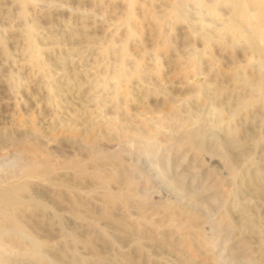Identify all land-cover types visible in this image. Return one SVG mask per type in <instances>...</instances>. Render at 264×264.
I'll list each match as a JSON object with an SVG mask.
<instances>
[{
	"label": "rangeland",
	"instance_id": "374dc122",
	"mask_svg": "<svg viewBox=\"0 0 264 264\" xmlns=\"http://www.w3.org/2000/svg\"><path fill=\"white\" fill-rule=\"evenodd\" d=\"M211 2L0 0V167L54 170L0 264H264V62Z\"/></svg>",
	"mask_w": 264,
	"mask_h": 264
},
{
	"label": "bare ground",
	"instance_id": "6f19581e",
	"mask_svg": "<svg viewBox=\"0 0 264 264\" xmlns=\"http://www.w3.org/2000/svg\"><path fill=\"white\" fill-rule=\"evenodd\" d=\"M212 2L208 6V13L210 15L216 14L219 12L218 5H226L227 6V12H228V17L225 21L221 22L220 27L217 29H212V27L208 29L210 33H208V43L211 41L213 36H216V39H223L224 37L231 36V38L235 39H242V41L245 42V44L254 52L258 53L259 57L261 58L262 62H264V0H211ZM187 3V2H186ZM221 8V7H220ZM185 0H172L170 11L173 13V15L178 19V20H186L185 16ZM169 13V12H168ZM220 14V13H219ZM168 15V14H167ZM218 15V13H217ZM225 16V15H224ZM174 17V18H175ZM129 18V12L127 14V17L124 21H127ZM126 23V22H125ZM220 23V22H219ZM189 28L192 29V26L189 25ZM211 35V36H210ZM206 38V36H204ZM207 39V38H206ZM213 40V39H212ZM230 40V39H229ZM232 40V39H231ZM239 40V39H238ZM225 41V40H224ZM240 41V40H239ZM226 42V41H225ZM241 43V42H240ZM245 45V46H246ZM28 46L32 52H34V48L32 45L31 40H28ZM246 46V47H247ZM121 52V51H120ZM253 52V53H254ZM250 53V52H249ZM252 53V52H251ZM256 55V54H255ZM252 55V56H255ZM258 57V56H257ZM198 58L196 56L192 57L188 61V67L191 68L193 71L197 66ZM260 64V63H259ZM263 64V63H262ZM261 64V65H262ZM264 66V65H263ZM264 68V67H263ZM190 70V69H188ZM237 71V70H235ZM239 71V70H238ZM121 73V72H119ZM244 73V72H242ZM245 74H242V76ZM261 74H259L260 76ZM118 75H116L117 77ZM236 76V75H235ZM238 76V75H237ZM236 76V77H237ZM258 76V78H259ZM264 76V75H263ZM240 77V76H239ZM238 77V78H239ZM244 78V76L242 77ZM117 79V78H116ZM240 80V78H239ZM242 80V79H241ZM245 80V78L243 79ZM261 79H258V81ZM264 80H262L263 82ZM257 82V80H256ZM261 83V82H259ZM258 83V84H259ZM256 84V83H255ZM257 85V84H256ZM205 86V85H204ZM260 88H262V85L260 84ZM257 88V86L255 87ZM264 88V87H263ZM259 89V88H258ZM198 90V89H197ZM199 92L205 95V88L200 85ZM260 92V91H259ZM263 92V91H262ZM206 96V95H205ZM204 96V97H205ZM197 117V116H196ZM199 123V122H198ZM193 124V123H192ZM201 125V124H200ZM197 126V125H196ZM203 126V125H202ZM195 127V126H194ZM204 127V126H203ZM189 129V128H187ZM186 129V130H187ZM202 129L200 126H197L195 128L192 127V130L190 129L189 131H184L183 134L187 137H189L190 141L191 138L194 139L193 137L196 138V136H200L202 133ZM173 131H171L172 133ZM175 132V130H174ZM173 132V133H174ZM182 132V130H181ZM205 132V131H204ZM172 133V134H173ZM175 134H177L175 132ZM174 134V135H175ZM171 135V134H170ZM183 136V135H182ZM145 137V136H144ZM154 136H149L145 137L142 139V141L138 142L141 144V148L144 150L149 149L150 146L154 144L155 138ZM175 138L173 136H170V138ZM184 137V136H183ZM169 138V140H170ZM176 139V138H175ZM174 139V140H175ZM201 139V138H199ZM172 140V139H171ZM177 140V139H176ZM179 140V139H178ZM195 140V139H194ZM173 141V140H172ZM198 141V140H197ZM179 142V141H178ZM176 142V143H178ZM187 142V141H186ZM185 142V143H186ZM181 143V142H179ZM178 143V144H179ZM182 143H184L182 141ZM184 143V145H185ZM188 143V142H187ZM192 143V142H190ZM189 143V144H190ZM233 144V143H232ZM206 145V144H205ZM138 147V145H137ZM193 147V145H192ZM196 147V146H195ZM191 149V148H190ZM193 149V148H192ZM206 149V148H205ZM111 150V149H110ZM201 151H204L203 148L200 149ZM34 151V150H33ZM150 151V150H149ZM206 151V150H205ZM35 152V151H34ZM33 153V152H32ZM31 153V155H32ZM200 153V151H199ZM110 154V153H109ZM136 154V153H135ZM201 154V153H200ZM34 156V155H32ZM199 156V155H198ZM202 156V155H201ZM219 156V155H218ZM223 156V155H222ZM31 157V156H29ZM27 158V160L29 159ZM152 157V156H150ZM206 157V156H205ZM225 157V156H224ZM222 157V165L228 170V172L233 175L232 179L235 177V171L234 168H232V163L230 160ZM35 158V157H34ZM37 158V157H36ZM170 158V157H169ZM168 159V158H167ZM211 159V156H210ZM248 159V158H247ZM21 160V159H19ZM26 160V161H27ZM30 160V159H29ZM150 160V159H149ZM212 160V159H211ZM42 161V160H41ZM15 162V160H14ZM40 162V161H39ZM43 162H45L43 160ZM170 162V161H169ZM23 163V162H22ZM28 163V161H27ZM27 163H23L25 165H28ZM149 163V162H148ZM168 163V162H167ZM203 164V163H202ZM23 166L19 163H12L9 162V164L4 165L2 164L0 167V170L3 171L0 173V253L3 252L6 245H4V239H27L28 240V245L32 243L31 239L33 236L26 230V226L22 223V220L20 219V213L21 211H24L25 209L32 208V209H43V205L40 202H36L35 200L31 199L30 197L26 196V193H28V184L31 180L32 177L28 175L27 173L29 172V169L34 166H36V163L34 164H29L28 166ZM77 166L73 165V169L78 173L82 174L81 169H79V165L76 164ZM38 173H40V178L41 180H45L47 182H51V175L54 172L53 169L48 167L45 163H39V165L36 166ZM72 167V166H71ZM203 167V166H202ZM167 168H169V165H167ZM204 169V167H203ZM236 170V169H235ZM30 171H35L30 170ZM34 173V172H33ZM37 173V172H35ZM34 173V175H35ZM121 174V173H120ZM33 176V175H32ZM230 176V175H229ZM34 179V178H33ZM183 179V178H182ZM231 179V178H230ZM44 181V183H45ZM175 181L179 182L178 180H173L172 183H175ZM101 186L104 187L103 183H101ZM64 187H67L64 185ZM250 190V189H249ZM254 191V190H253ZM161 194V193H160ZM224 195V194H223ZM257 195V194H256ZM114 197V196H113ZM259 197V195H258ZM112 200L110 196L108 197ZM115 198V197H114ZM125 200V199H124ZM217 200V198H216ZM219 201V200H217ZM123 202V201H122ZM124 203V202H123ZM247 209V208H246ZM240 211V210H239ZM242 211V216H243ZM261 213V212H260ZM240 218V217H239ZM256 218V217H255ZM217 219V218H215ZM245 220L244 223L245 226L249 225L251 221L249 220V217H243ZM254 219V218H253ZM209 223V222H208ZM226 223V222H225ZM252 225V224H251ZM179 226V225H178ZM184 227V226H181ZM187 227V226H186ZM244 227V226H243ZM248 228V227H247ZM231 229V228H230ZM256 233V232H255ZM16 241V240H15ZM18 241V240H17ZM21 241V240H20ZM23 241V240H22ZM25 241V240H24ZM34 241V240H33ZM35 242V241H34ZM33 242V243H34ZM15 243V242H13ZM27 243V241H26ZM32 243V244H33ZM34 247L33 245H31ZM263 247V246H262ZM261 247V248H262ZM30 249V248H29ZM39 249V248H38ZM260 249V247H259ZM263 249V248H262ZM260 249V250H262ZM8 251V249H6ZM27 250V249H26ZM42 250V248H41ZM264 250V249H263ZM262 250V251H263ZM5 251V250H4ZM33 251V250H32ZM31 251V252H32ZM6 252V251H5ZM264 252V251H263ZM7 253V252H6ZM24 253V252H23ZM35 253V252H32ZM44 253V252H43ZM261 253V252H260ZM30 254V253H29ZM28 254V256H30ZM36 255V253H35ZM260 255V254H259ZM262 256V255H261ZM40 259V258H39ZM33 260V259H32ZM250 260V259H249ZM252 260V259H251ZM250 260V261H251ZM248 261V262H250ZM253 261V260H252ZM36 262V261H35ZM39 262V261H38ZM41 262V260H40ZM252 264V263H251Z\"/></svg>",
	"mask_w": 264,
	"mask_h": 264
}]
</instances>
